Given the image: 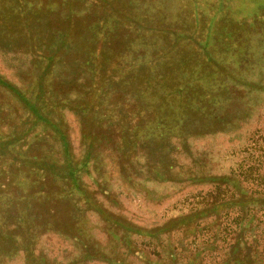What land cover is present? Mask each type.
Instances as JSON below:
<instances>
[{
	"label": "rangeland",
	"instance_id": "obj_1",
	"mask_svg": "<svg viewBox=\"0 0 264 264\" xmlns=\"http://www.w3.org/2000/svg\"><path fill=\"white\" fill-rule=\"evenodd\" d=\"M0 77V264H240L198 180L264 177V0H0Z\"/></svg>",
	"mask_w": 264,
	"mask_h": 264
},
{
	"label": "trees",
	"instance_id": "obj_2",
	"mask_svg": "<svg viewBox=\"0 0 264 264\" xmlns=\"http://www.w3.org/2000/svg\"><path fill=\"white\" fill-rule=\"evenodd\" d=\"M0 86L5 88L10 93L14 94L15 97H17L21 101L24 108L32 116H34L38 120H41L42 123L48 122V120H44V118L40 116L39 112L37 113V110H35V105H30L25 97H23L17 89L8 84L1 77ZM61 140L65 145V140L63 138H61ZM69 172L70 170L67 172L68 177H72V172ZM198 181H213L214 186L211 189L216 190V193L222 197L220 199H223V201L214 200L213 202L211 201L210 203H208V206L206 205L205 207L208 212L214 213L219 207H223L225 210H228L230 205H234V200L228 202L224 199L229 196L227 195L228 193L232 195L234 194L235 199L239 200L238 202L240 203L241 207V209H239V212H241V214L236 218V227L239 228V232L237 237V244L234 247L237 248V250H235V253L232 252V257L234 258V260L236 261V258L240 259V264H264V257L262 256L264 251L263 249L258 250L259 240L249 241L247 233H250L252 229L248 228V226L244 224V221L252 222L254 220V216L249 215L253 208H246L247 202L245 201V199L248 198L247 195L254 198L252 199L256 203L255 205H253L254 207L259 205L258 207H260V209L264 208V177L262 178V182L260 184H256L255 186H253L252 184L255 182V180H252L251 176L237 175L235 172H230L227 175L218 177L204 176L201 177ZM253 187H255L256 190L253 189ZM253 193L256 195H250ZM262 216H264V212H262ZM256 226L257 223L255 225H252V228H256ZM237 252H240V254Z\"/></svg>",
	"mask_w": 264,
	"mask_h": 264
}]
</instances>
